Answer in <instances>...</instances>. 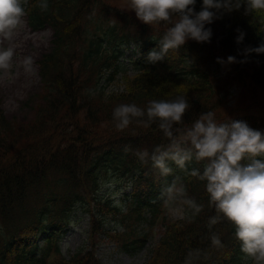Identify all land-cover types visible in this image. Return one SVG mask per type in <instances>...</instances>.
I'll return each instance as SVG.
<instances>
[{"label":"trees","instance_id":"obj_1","mask_svg":"<svg viewBox=\"0 0 264 264\" xmlns=\"http://www.w3.org/2000/svg\"><path fill=\"white\" fill-rule=\"evenodd\" d=\"M41 2L23 3L31 29L53 30L51 46L38 60L40 102L27 121L7 118L0 104V264H103L96 254L100 240L137 249L154 233L159 236L144 264H255L244 259L226 219L209 230L216 212L206 182L189 175L194 168L202 172L203 162L193 160L185 171L169 161L171 174L161 175L135 155L169 143L158 123L133 120L118 131L112 113L122 103L146 109L150 100L184 95L191 105L185 125L214 111L218 121L243 120L264 132V54H250L247 63H217L228 56L244 60L246 47L264 42V10L244 15L242 7L225 14L206 25L211 42L189 39L150 64L147 55L158 50L165 26L139 21L129 0H47L46 11ZM201 4L196 0V11ZM237 28L245 33L241 44ZM130 44L138 51L130 60L132 74L120 60ZM117 75L122 88H109ZM177 177L187 197L203 205L200 213L183 205L184 197L168 200L163 193ZM111 178L130 182L125 210L108 207L100 195ZM176 209L183 218L172 215ZM109 210L120 229L107 225ZM83 214L88 243L65 257L61 233ZM213 232L222 247L211 245Z\"/></svg>","mask_w":264,"mask_h":264},{"label":"clouds","instance_id":"obj_2","mask_svg":"<svg viewBox=\"0 0 264 264\" xmlns=\"http://www.w3.org/2000/svg\"><path fill=\"white\" fill-rule=\"evenodd\" d=\"M26 0H0V74L8 75L14 66L16 46L14 37L23 23ZM244 8V15L264 10V0H202L196 11V0H129V8L139 21L147 25L165 26L159 40L158 50H150L147 62L156 64L165 59L169 50L179 49L189 39L197 42H211L212 29L206 27L220 20L225 14ZM40 8L48 9L47 0ZM236 43L244 41L245 33L236 29ZM255 53L264 54V42L256 47H246L244 60L228 56L227 60L217 58L221 65L247 63V57ZM259 63V62H257ZM25 72L33 70V58L24 57ZM191 105L184 95L175 99H153L146 109L135 103H122L114 108L112 118L118 131H123L137 120L150 126L158 123L159 129L169 140L167 145L157 146L151 153L137 150L135 155L143 163L150 160L152 166L163 176L171 174L169 161L180 169L188 171L186 165L193 160L203 162V170L191 169L189 175L205 183L209 206L216 215L208 220L211 231L214 225L227 220L235 228V238L240 242L241 251L255 264H264V132L253 129L246 121L229 118L218 121L214 111L201 112L190 125H185L184 116ZM129 151L128 147L124 149ZM179 177L163 190L168 200L176 195L184 197L186 205L198 214L203 205L188 198ZM174 215L183 218L182 209L173 210ZM213 247H222L218 234L210 236ZM189 253V257H191ZM190 264V260L186 261Z\"/></svg>","mask_w":264,"mask_h":264},{"label":"rangeland","instance_id":"obj_3","mask_svg":"<svg viewBox=\"0 0 264 264\" xmlns=\"http://www.w3.org/2000/svg\"><path fill=\"white\" fill-rule=\"evenodd\" d=\"M52 36L53 30L48 25L38 30H32L27 24L26 15H24L23 23L14 37L16 56L14 57L13 69L8 75L0 74V104L7 118L27 121L33 116L34 107L40 102L37 96L41 86L38 60L45 51L49 50ZM125 54L127 55V53ZM27 56L33 58V70L31 72H25L22 65L23 58ZM123 65L128 68V73L133 72L130 65ZM108 87L122 88L120 75L110 81ZM128 189L129 185L122 180L119 184L106 182L102 185L100 195H103V199L109 203L108 207L117 206L122 210L125 205V191ZM113 214L112 211H108L104 215L107 218V225L118 230L120 228L113 221ZM172 215L178 217L173 212ZM87 227V215H79L73 219L61 240V249L65 257L81 246L83 242L88 243L86 239ZM158 236V233L152 234L145 244L137 249L124 248L114 241L103 239L100 240L96 253L103 264H144L148 256V249ZM244 259L248 258L244 256Z\"/></svg>","mask_w":264,"mask_h":264}]
</instances>
